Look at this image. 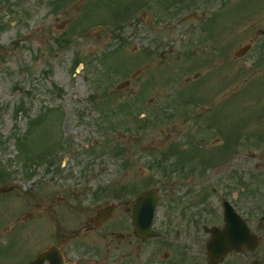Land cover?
Here are the masks:
<instances>
[{"label": "rangeland", "instance_id": "rangeland-1", "mask_svg": "<svg viewBox=\"0 0 264 264\" xmlns=\"http://www.w3.org/2000/svg\"><path fill=\"white\" fill-rule=\"evenodd\" d=\"M192 11L197 19L184 18ZM61 21L66 23L58 28ZM97 26L108 30V43L88 33ZM253 38L244 57L224 59ZM205 45L211 49L207 64H215L209 71H204L206 63L185 59L178 72L179 63L169 61H176L178 53L185 58L196 49L200 53ZM150 46L167 56L153 61L165 66L153 85L143 70ZM139 69L132 86L114 90ZM197 71L203 76L196 78ZM157 94L158 102L167 101V112L175 113L168 120L144 116L148 100ZM195 102L200 109L210 105V112L189 115ZM177 118L180 123L172 128L181 130V142L174 150L160 146L174 134L154 132H168ZM39 155L35 167L25 165ZM177 160L187 171H197L186 176L195 185L188 187L196 201L182 216L193 227L181 231L185 253L194 264H208L207 235L193 211L199 214L208 204L219 215V197L228 198L249 216L255 233L251 221L264 207L259 190L264 188V0H0V166L6 168L0 169V187L19 180L26 189L31 179L35 191L53 193L63 183L51 179L67 177L68 184L84 180L87 200L99 187L105 193L120 188L131 198L148 183L178 187ZM135 177L145 180L138 183ZM204 193L210 197L204 200ZM7 202L13 210L15 203ZM4 203L0 198V213ZM171 213L169 222L172 215L160 207L157 225L170 224L176 239V208ZM174 259L163 262L178 264ZM256 259L262 258L254 252L249 259L235 254L221 264Z\"/></svg>", "mask_w": 264, "mask_h": 264}, {"label": "flooded vegetation", "instance_id": "flooded-vegetation-1", "mask_svg": "<svg viewBox=\"0 0 264 264\" xmlns=\"http://www.w3.org/2000/svg\"><path fill=\"white\" fill-rule=\"evenodd\" d=\"M185 16L184 18L187 20L191 19V17L194 19L198 17L194 11L187 15L185 14ZM206 45L205 48L201 50V54L197 53V49L191 53L192 56L195 57L199 54L198 57L200 59L196 57V59H198L196 61L192 56L187 55L185 58L184 54L182 55L179 53L177 54L179 58L174 59L176 61L170 60V58L169 61L170 63H179V67L176 69L178 72L184 70L186 65L185 59L187 61H200L203 64H207L211 60V55L208 54L211 49ZM158 51L159 50H153L152 46L148 47L145 51L147 56L144 61L145 68L143 70L151 74V76L147 78L149 80L148 83L152 85L158 82L157 76L165 68L162 62L160 65L154 66L153 61L156 60V63L158 60H163L167 57L164 51ZM171 52L172 50H170L169 53ZM207 58L208 60L205 62ZM224 59H226V61L228 59L232 60L234 56H224ZM214 65L213 63L205 65L204 71H209ZM203 73L197 71L195 77L198 78L200 75L203 76ZM135 77L131 79L129 85L125 86L124 89L133 85L132 81ZM158 96L159 94L151 98V101L148 103V111L144 116H153L161 121L165 119L168 120L173 117L175 113L172 111V113L169 114L166 110L167 101L165 100L166 102L162 103L158 102ZM199 104V102L194 103L196 107L190 110L189 115H191L190 113H196L195 111L197 110V116L210 112V105H205L200 109L197 108ZM156 110H165V112L161 113ZM176 122L180 123V120L177 118L174 123L167 126L169 127L168 132L156 129V132H154L155 135L163 133L164 135H170L169 133L172 132L174 134L170 141H168V139H163V141L159 143L160 146L168 144L169 148H173L174 144L177 145L181 142V130L172 128V126L176 125ZM189 122L190 120L188 119V123ZM153 126L154 124H152V127ZM176 136L177 139L175 138ZM153 141L154 138H151V143ZM174 162L179 172V176L177 177L178 187L168 186L167 181L164 182L162 186L158 188L155 187L158 191L155 213L160 211V207H164L165 210L172 215L167 219V221L171 222L174 216L171 211L176 208V216H178L177 228H186L187 231H190L193 227L185 225L183 217L184 211H192L190 204L196 201L190 194L191 188L188 187L190 184L194 187L195 185L190 176H186L197 171L190 167V170L187 171L183 160ZM1 178H3V176ZM69 179L70 178L67 177L52 179L54 181H60L61 184L63 183L61 188H56L58 192L53 193L35 191V182L31 179L28 180L29 187H26V189L20 186L19 180H14L10 183L9 181H5L3 183V194H0V198L5 201V208L0 213V226L2 225L0 227V264H167L163 261H167L170 257H175L172 261L178 264H194L185 253L187 249L185 248L187 245L186 236L183 238L182 235L180 236L178 234L177 238L173 239L172 230L174 227L170 230V224H167L163 229V238L156 237L144 239L136 234L133 215L137 214L138 210L135 212L134 203L142 193L153 189L149 183L145 186V189L134 193L131 198H129L130 196H128V194L122 195L120 188L105 193L101 192L99 187L98 193L92 194L91 198L87 200L84 199V184H86L84 180H78L70 184L64 183L68 182ZM135 180L139 183V180L143 181L145 178L135 177L134 181ZM207 189H209L208 186ZM163 190L166 191L163 193ZM211 194L215 193L213 192ZM204 195L202 196L204 200L207 199L206 197H210L206 193H204ZM105 196L108 197L106 198ZM100 197H104L106 200L100 201ZM261 198L264 199V197ZM220 199L222 200L224 198L221 197ZM8 200L11 202L10 207H12L13 202L15 203V208L13 210L8 209ZM230 203L234 206L235 210L247 220L250 227V218L241 209V205V208H238L232 201H230ZM143 204L144 202L141 201L139 205L141 210ZM217 204V212L219 215L215 213V206H209L208 204L202 205V208L198 210L201 211L199 214L197 211H193L195 212L193 218L198 217L199 222H203L202 225H204V227H202V229L213 225H223V221L220 220L222 209L219 203ZM18 210H22V212H18ZM196 214L198 215L196 216ZM208 216L209 218H207ZM217 217L219 218L218 221L215 220ZM167 221H165V224ZM154 224L158 226L157 223H155V219ZM251 225L256 229L255 233L258 236L256 249L250 252L246 250L245 245H242V251L228 253L225 258L238 254L249 259L250 254L254 252L256 256L260 255L262 258L261 260L256 259L255 264H264V207L259 210L256 221H251ZM205 234L208 238V233L205 232ZM174 240H176L177 243H174ZM160 248L164 251H157ZM44 251L48 253L49 257L44 258L42 261H40V259L37 260L38 255ZM157 252H159L160 255L157 254Z\"/></svg>", "mask_w": 264, "mask_h": 264}, {"label": "water", "instance_id": "water-1", "mask_svg": "<svg viewBox=\"0 0 264 264\" xmlns=\"http://www.w3.org/2000/svg\"><path fill=\"white\" fill-rule=\"evenodd\" d=\"M249 48L250 45L243 46L237 52V55L244 54ZM148 200V196L143 194L140 195L134 203L135 212L138 210L137 214L134 215L137 232L139 235L145 237L156 235V232L150 229L153 216L151 204H153V201ZM141 201L144 202L142 210L139 208ZM224 222L225 225L222 230L216 227L207 230L211 233V238L206 244L209 264H219L228 252L240 250L243 243L246 244L250 250L256 247V236L249 232L245 222L234 213L226 202L224 203ZM41 257H43V255ZM45 257H49V255H45Z\"/></svg>", "mask_w": 264, "mask_h": 264}]
</instances>
